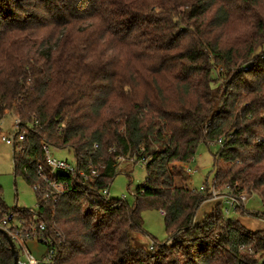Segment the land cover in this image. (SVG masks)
<instances>
[{
	"label": "trees",
	"instance_id": "obj_1",
	"mask_svg": "<svg viewBox=\"0 0 264 264\" xmlns=\"http://www.w3.org/2000/svg\"><path fill=\"white\" fill-rule=\"evenodd\" d=\"M257 18L264 0H0V131L10 115L25 135L15 179L32 188L38 166L48 171L44 143L72 151L82 168L104 166L90 182L61 176L69 191L37 197L36 211L10 210L0 186V223L10 212L44 223L52 264H264V231L249 232L220 205L197 221L212 185L191 190L182 178L201 144L221 140L214 183L264 205ZM120 158L146 167L133 207L102 195ZM145 209L164 212L168 234L147 249L133 239ZM0 264H13L1 231Z\"/></svg>",
	"mask_w": 264,
	"mask_h": 264
},
{
	"label": "rangeland",
	"instance_id": "obj_2",
	"mask_svg": "<svg viewBox=\"0 0 264 264\" xmlns=\"http://www.w3.org/2000/svg\"><path fill=\"white\" fill-rule=\"evenodd\" d=\"M261 27V28H260ZM240 25L234 26L233 29L240 30ZM262 37V38H261ZM264 39V20L257 18V45L260 40ZM264 55V51L259 56ZM16 120L12 116H7L2 124L0 131V186L3 190L4 201L7 207L12 210L15 207L18 209H27L36 211L37 196L33 188L28 185L20 176L15 179L14 176V147L2 140L3 137L9 138V136L15 131ZM220 151V145L217 144H201L197 150L195 159L189 163V168L192 172L184 174L183 179L188 180L187 184L191 190L198 191L205 183L212 185L214 183L215 167L214 156ZM16 152H18L16 150ZM51 152L57 159L67 160L69 162L75 161L74 153L68 149L56 150L51 147ZM116 170L114 180L110 185L109 199L119 201L125 197V202L133 207L135 204V192L138 188H141L146 184L147 171L146 167L142 163L123 162ZM179 172V168H175ZM180 173V172H179ZM221 187L216 186V193L218 194L202 205L197 214V221L200 220L206 212L210 209H214L215 206L220 205L225 217L232 219H247V221H257L252 217H240L233 210L230 204L227 203L228 197L232 194L227 193ZM246 203L244 204L245 211L264 214V205L257 195L248 196L244 194ZM238 198V197H235ZM241 201V200H240ZM243 202V201H241ZM240 202V203H241ZM243 206V205H242ZM237 207V205H236ZM226 210L229 212L227 213ZM211 213V212H210ZM142 228L144 233L133 234L134 243L138 247L149 248L156 244H161L167 241L168 234L165 228L164 215L161 211L156 209H145L141 212ZM242 224V223H241ZM243 225V224H242ZM249 232L256 233L257 227L245 226ZM254 230V231H252ZM264 231V230H263ZM243 251V248H241ZM250 256L252 252H249ZM260 254H254L252 257L259 258Z\"/></svg>",
	"mask_w": 264,
	"mask_h": 264
},
{
	"label": "built area",
	"instance_id": "obj_3",
	"mask_svg": "<svg viewBox=\"0 0 264 264\" xmlns=\"http://www.w3.org/2000/svg\"><path fill=\"white\" fill-rule=\"evenodd\" d=\"M18 121L15 124V131L9 136V138L3 137L2 140L14 148H18L19 152H24L25 149L22 147V143L25 140L24 133H19L18 131ZM221 145V140L217 143H211ZM97 148V146H95ZM42 152L44 154V166L48 169L45 171L43 165L38 166L37 176L38 183L32 186L34 192L36 193L39 201H58L63 195L69 191L68 183L61 181V176H66L68 178L80 179L84 182H90L97 179L100 175V170L104 168L102 165H95L91 161L86 167H80L79 163L75 160L74 162H69L63 159H57L53 156L51 152V146L48 144H42ZM118 162L121 164L125 162L123 158H120ZM188 164L184 167V172L186 174H191V169ZM120 167V166H119ZM118 167V168H119ZM109 190L105 189L102 195L109 199ZM202 186L199 191H203ZM231 194V192H227ZM212 195L214 198L218 195L216 193V184H212ZM245 195H241L238 198L229 196L227 203L234 207V211L237 209L245 207L246 198ZM125 197L121 199L125 201ZM243 202H241V201ZM241 202V203H240ZM237 205V207H236ZM243 205V206H242ZM228 213L229 211L226 210ZM164 215V212H161ZM37 220L36 217H34ZM0 229L6 231L9 237L13 240L19 254V259L17 264H52L54 260V243L49 238L47 227L44 223L32 222L26 224L24 221L16 220L14 213H8L4 220L0 223ZM59 236L58 233H56ZM34 242L37 245L45 249V253L42 257H37L28 247V243Z\"/></svg>",
	"mask_w": 264,
	"mask_h": 264
},
{
	"label": "crops",
	"instance_id": "obj_4",
	"mask_svg": "<svg viewBox=\"0 0 264 264\" xmlns=\"http://www.w3.org/2000/svg\"><path fill=\"white\" fill-rule=\"evenodd\" d=\"M212 211V209L208 210L206 214H209ZM202 219V218H201ZM200 219V220H201ZM198 220V221H200ZM240 223H242L245 226H252V227H257V230H264V220H257V221H247V219L239 218L238 219ZM254 231V230H252ZM29 249L37 256V257H42L45 253V249L39 245H37L34 242L28 243Z\"/></svg>",
	"mask_w": 264,
	"mask_h": 264
},
{
	"label": "water",
	"instance_id": "obj_5",
	"mask_svg": "<svg viewBox=\"0 0 264 264\" xmlns=\"http://www.w3.org/2000/svg\"><path fill=\"white\" fill-rule=\"evenodd\" d=\"M0 231L4 234V236L6 237L8 243H9L10 253H11L12 259H13V264H17L18 259H19V254H18V250H17L13 240L9 237V235L6 233V231H4L2 229H0Z\"/></svg>",
	"mask_w": 264,
	"mask_h": 264
}]
</instances>
